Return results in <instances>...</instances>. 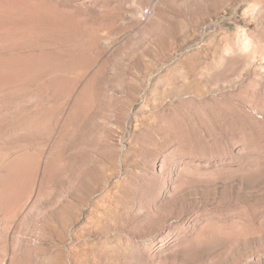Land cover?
Masks as SVG:
<instances>
[{"label": "rangeland", "instance_id": "rangeland-1", "mask_svg": "<svg viewBox=\"0 0 264 264\" xmlns=\"http://www.w3.org/2000/svg\"><path fill=\"white\" fill-rule=\"evenodd\" d=\"M0 264H264V0H0Z\"/></svg>", "mask_w": 264, "mask_h": 264}, {"label": "bare ground", "instance_id": "bare-ground-1", "mask_svg": "<svg viewBox=\"0 0 264 264\" xmlns=\"http://www.w3.org/2000/svg\"><path fill=\"white\" fill-rule=\"evenodd\" d=\"M149 14H150V10L149 8H146V11L142 13V20H146Z\"/></svg>", "mask_w": 264, "mask_h": 264}, {"label": "built area", "instance_id": "built-area-1", "mask_svg": "<svg viewBox=\"0 0 264 264\" xmlns=\"http://www.w3.org/2000/svg\"><path fill=\"white\" fill-rule=\"evenodd\" d=\"M146 11V8H144L141 12H140V20H142V13Z\"/></svg>", "mask_w": 264, "mask_h": 264}]
</instances>
